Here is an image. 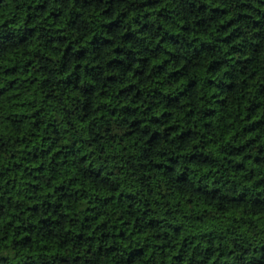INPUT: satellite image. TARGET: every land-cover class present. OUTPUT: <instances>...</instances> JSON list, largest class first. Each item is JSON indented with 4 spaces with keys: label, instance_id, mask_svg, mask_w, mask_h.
Wrapping results in <instances>:
<instances>
[{
    "label": "trees",
    "instance_id": "trees-1",
    "mask_svg": "<svg viewBox=\"0 0 264 264\" xmlns=\"http://www.w3.org/2000/svg\"><path fill=\"white\" fill-rule=\"evenodd\" d=\"M0 264H264V0H0Z\"/></svg>",
    "mask_w": 264,
    "mask_h": 264
}]
</instances>
